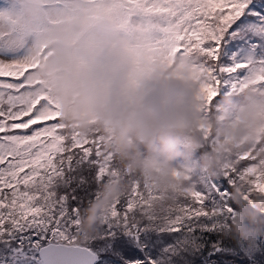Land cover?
Wrapping results in <instances>:
<instances>
[{
    "label": "snow or ice",
    "instance_id": "snow-or-ice-1",
    "mask_svg": "<svg viewBox=\"0 0 264 264\" xmlns=\"http://www.w3.org/2000/svg\"><path fill=\"white\" fill-rule=\"evenodd\" d=\"M47 3L50 12L66 11L89 28L138 37L156 65L189 68L205 119L218 112L221 97L264 88V0ZM46 49L0 26V264H37L39 236L59 238L47 264H264V237L248 247L224 235L240 211L234 188L249 206L264 200L260 142L229 153L218 177H205L173 205L128 173L130 186L112 202L102 228L81 241L84 203L123 172L105 151L102 133L81 137L61 123L58 99L34 74Z\"/></svg>",
    "mask_w": 264,
    "mask_h": 264
},
{
    "label": "clouds",
    "instance_id": "clouds-1",
    "mask_svg": "<svg viewBox=\"0 0 264 264\" xmlns=\"http://www.w3.org/2000/svg\"><path fill=\"white\" fill-rule=\"evenodd\" d=\"M0 26L14 30L18 41L30 40L34 49L47 45L34 74L58 99L61 123L81 137L102 133L105 151L123 172L105 181L102 198L83 209L81 240L101 228L109 205L128 190V173L174 203L204 177H218L229 153L260 142L256 155L264 158V88L249 86L221 97L218 112L205 119L190 69H142L131 41L115 27L89 28L66 11L50 12L46 0H8ZM208 129L215 145L206 139ZM240 203L235 231L255 242L264 235V200L257 197L252 207Z\"/></svg>",
    "mask_w": 264,
    "mask_h": 264
},
{
    "label": "rangeland",
    "instance_id": "rangeland-1",
    "mask_svg": "<svg viewBox=\"0 0 264 264\" xmlns=\"http://www.w3.org/2000/svg\"><path fill=\"white\" fill-rule=\"evenodd\" d=\"M7 3H8V0H0V14H2L3 12H4V10H5V7L7 6ZM46 7L48 8V10L50 11V5L47 3V0H46ZM3 27V26H2ZM4 29H5V31H7V30H9L10 28H5V27H3ZM130 41H131V52H132V50H133V52L135 53V56H137L138 57V59H136V61H137V64H138V66H140L142 69H144V67H145V69L144 70H148V69H150L152 66H150V63H154L153 64V66L154 65H156V63L155 62H152L153 60H152V57H151V55H150V50L148 49V47H147V44L145 43V42H143L141 39H139L138 37H135V36H128V35H126V34H124ZM23 42H28V43H31V41L30 40H23ZM143 45L144 46H146L145 48H143ZM134 53H132L133 55H134ZM139 63H141V65L139 64ZM148 184V183H147ZM149 185V184H148ZM150 187H152L151 185H149ZM153 188V187H152ZM154 189V188H153ZM232 198L234 199V200H236V197L234 196V192L232 193ZM112 204V203H111ZM110 204V205H111ZM110 205H109V207H110ZM109 207H108V210H107V212L109 211ZM106 212V213H107ZM82 213H83V208L81 209V218H82ZM105 213V214H106ZM264 215V214H263ZM104 217V215L101 217V221H100V223H101V228H102V218ZM82 223V222H81ZM100 228V229H101ZM99 229V230H100ZM99 230L96 232V233H94V234H92V235H85L83 238H85V239H90V238H92V237H94L98 232H99ZM80 232H81V227H80ZM43 236H39L38 238H42ZM260 237H264V235H261V236H259L258 238H260ZM52 238H58V237H52ZM257 238V239H258ZM257 239L255 240V242H249V241H247L248 242V244H247V246L248 247H252V246H254L255 244H256V242H257ZM38 246H39V241H38V239L36 240V242L34 243V245H33V249H34V251L37 253V249H38ZM38 255V254H37ZM145 255H148L147 253H145ZM153 259H156L155 257H153ZM37 264H41V261H40V259H38V261H37Z\"/></svg>",
    "mask_w": 264,
    "mask_h": 264
},
{
    "label": "trees",
    "instance_id": "trees-1",
    "mask_svg": "<svg viewBox=\"0 0 264 264\" xmlns=\"http://www.w3.org/2000/svg\"><path fill=\"white\" fill-rule=\"evenodd\" d=\"M146 46H144L143 45V48H145ZM132 53H134L133 52V50H132ZM136 59H138V57L137 56H135V53H134V55H133ZM152 62H154V61H152ZM140 65H141V63H139ZM153 64L154 63H150V66H153ZM144 69H145V67H144ZM224 97H230V96H224ZM215 106H219V100L216 102V105H214V107ZM205 178V177H204ZM203 178V179H204ZM209 178H212V177H209ZM203 179H202V181H203ZM201 181V182H202ZM103 184V183H102ZM101 184V185H102ZM101 185H99V189H98V191H99V196L97 197V198H89L85 203H84V205H83V209L85 208V207H87V205L88 204H90L93 200H99V199H101L102 198V192H101ZM61 190H66V189H61ZM233 192H234V196L236 197V200H234L233 198H232V196H231V199H232V202L233 203H235V204H237L238 205V207L240 208V211L238 212V215L236 216V218H235V220L225 229V232H224V235L225 236H228V237H230V238H232V239H234V240H236L238 243H242V244H244V245H246L247 246V244H248V242L246 241V240H244L243 238H241L240 236H239V234L235 231V228H236V223H237V220H238V218L243 214V209H242V207H241V191H240V189L239 188H234L233 189ZM162 196V195H161ZM162 198H163V200L165 201V199H164V197L162 196ZM175 200H176V198H175ZM165 203L166 204H168V205H173L174 203H169V202H166L165 201ZM243 204H246V203H243ZM247 205V204H246ZM249 206V205H248ZM249 207H252V206H249ZM259 208L261 209V208H264V203H261L260 205H259ZM260 214L262 215V216H264L262 213H261V211H260ZM81 222H82V218H81ZM80 239V238H79ZM81 240V239H80ZM85 240H87V239H85V238H83V240H81V241H85ZM38 241H39V245H41V244H43V243H46V242H48V241H59V238H52V237H42V238H38Z\"/></svg>",
    "mask_w": 264,
    "mask_h": 264
},
{
    "label": "water",
    "instance_id": "water-1",
    "mask_svg": "<svg viewBox=\"0 0 264 264\" xmlns=\"http://www.w3.org/2000/svg\"><path fill=\"white\" fill-rule=\"evenodd\" d=\"M55 243H59V241H48L46 243L41 244L37 249V254L41 261V264H47V257L49 253V249L53 247ZM46 245V246H45Z\"/></svg>",
    "mask_w": 264,
    "mask_h": 264
}]
</instances>
